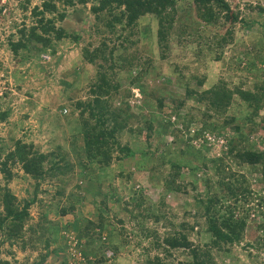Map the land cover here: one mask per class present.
<instances>
[{"label":"trees","instance_id":"trees-1","mask_svg":"<svg viewBox=\"0 0 264 264\" xmlns=\"http://www.w3.org/2000/svg\"><path fill=\"white\" fill-rule=\"evenodd\" d=\"M187 1L191 2V10L179 5L180 2ZM87 2H90L88 10L93 16L92 24L97 34V43L88 51L87 45L93 44L94 40L89 34L85 47L79 51V58L95 66L96 77L94 84L89 86L85 99L70 101L68 108L63 107L59 111L69 122L70 120L74 122L73 128L80 134L82 145L73 148L72 156L68 154L69 157H73L71 162L60 148L54 152L43 153L32 150V144L16 140L13 148L0 159L2 178L9 181L12 177L10 164L20 163L22 171L35 181L36 190L41 182L48 179L53 180L65 174L70 178L74 167L77 166L76 175L96 181L95 184L87 181V184L94 185L92 195L95 198L99 197L98 204L95 200L92 202L97 212L94 221L89 218L79 219L78 216L73 215L67 218V223L77 231L78 237L86 239L92 234H99L110 222V207L106 204L109 196L117 195V192L109 183L107 190L103 191L100 188L101 183L106 179L102 178L106 168L115 166L118 170L117 177L129 181L133 173L128 168L131 162L132 170L147 172V182L151 186H155L156 181L160 182L159 197L156 201L145 199L142 189H132L131 184L126 188L129 198L116 199L128 216L127 219L137 224L143 237L151 234L148 228L143 227L144 220L149 216L154 221H158L159 217L165 218L161 211L159 213L153 209L164 206L163 199L166 193L178 192L190 196L191 206L194 208L192 216L203 219L204 232L208 236L205 243L193 244L188 237L192 226L185 227L182 223L180 225L182 229L167 231L160 238L155 235L154 240L150 241V247H145L144 250L147 252L151 248L156 252L152 256L146 253L141 264H169L167 258L176 250L188 255V258L177 264H218L230 257L232 248L242 241V247L246 250L245 256L252 260L251 263L264 264V66L257 67V63L264 65V31L261 39H258L259 45L256 46L251 42L244 53L250 59L244 68L247 73L252 74L251 81L244 80L228 85L224 81L217 80L200 91H197L196 87L202 86L203 77L201 79L184 74V66L181 68L172 65V71L170 70L169 73L175 71V77L172 78L171 86L169 84L170 87L168 86L167 89L165 86L150 87L146 83H140L139 80L142 73L150 74L152 69L162 71L157 61L167 57L171 49V39H175L176 44H185L182 37L189 42L194 41V59L199 56L200 61H203L204 57L200 52L205 48L214 51L213 59L218 60L222 47L232 40V24L243 22L239 18V12L230 8L227 0H39L31 7H29L30 0H19L18 4L23 9L30 8L28 12L33 20L26 22L28 17L22 16L19 23L10 21L9 31L3 42L4 49L19 63L28 62V70L39 68L38 58L42 54H53L56 43L67 36L63 28L55 25L64 17L63 8L59 9V7L62 3L63 6L64 4L73 6L85 5ZM252 9L258 13L264 12L259 4ZM144 16L153 19V33L151 27L148 28L149 31L140 30V22ZM219 20L227 25L225 30L227 35H220L212 28ZM152 36L157 52L156 59L155 52L145 45V38L151 40ZM71 38L77 40L74 34ZM118 50L120 51L117 52ZM122 51L123 59H120L118 53ZM105 66L106 69L101 70ZM135 67H140L141 71L129 77L128 72ZM17 73L20 71L14 69L12 76L16 77ZM74 74H76L75 70ZM152 75L150 74V78ZM191 79L196 81L191 83ZM123 80L127 85L125 87L122 85ZM76 83H78L77 79H72L64 86H75ZM132 85L139 88L142 98L140 105L142 111L137 114L132 113L129 103L123 101L128 94L129 86ZM177 87H183L182 95L173 91ZM157 94L159 95L156 96ZM162 94L171 99L173 111L179 113V109L183 108V112L181 115L175 113L173 119L166 117L161 119L163 122H156L154 119L160 118L158 115L166 109ZM115 97L122 98L116 107L111 105ZM188 100L198 104L201 110L186 106ZM198 113L199 117L196 116ZM4 116L5 112H0V119ZM212 117H215L212 122L206 121ZM132 118L143 120L146 140L151 133H154L156 142L161 144L154 147L146 145L145 150L138 151H131L127 144L121 145L117 133L124 128L131 131L132 128L128 124L129 119ZM185 119L188 123L192 120L201 121L202 127L195 128L191 136L184 133L180 135L178 133L182 130L177 128L182 127L181 129L186 130L188 127L184 122ZM153 121L157 126H161L159 130H156ZM170 125H175V128H171ZM221 125L230 127L232 132L225 139V153L221 157L207 158L206 144L201 143L195 147L190 140H194L204 127L217 129ZM134 129L139 133L142 126ZM258 131L262 132L259 148L249 139L250 134ZM165 133L169 136V140L166 139L168 136L163 138ZM135 152L138 153L137 158H134ZM112 161L114 165H111ZM230 164L238 169L232 170ZM182 167L188 170L189 176L201 172L202 177L184 184L181 182ZM91 169H95L96 172L92 173ZM253 173L258 175L257 185L260 186V191L253 190L248 183V176ZM196 183L202 186L203 193L189 194L188 187L195 189ZM2 188L0 229L5 230L8 240L19 237L23 223L29 216L27 207L35 199L39 206L46 205L51 208L50 205L53 203L57 205L62 201L56 196L62 197L64 194L60 186L50 199L45 201L37 198L34 191L30 199H22V205H19L21 201L19 202L7 187ZM69 211H75L73 204L69 205V208L59 206L56 210L58 216H64ZM255 217L259 218L255 219ZM40 221L41 232L49 233L58 229L46 219L45 215ZM121 221L118 220L120 223ZM165 221L168 225H173L170 220ZM115 230L126 233L122 226ZM107 236L111 238L112 234ZM47 245L46 238L44 248ZM108 247L113 251L117 250L115 244ZM160 253L162 256L159 255ZM42 258L43 256L40 259ZM101 260V257H98L94 264H98Z\"/></svg>","mask_w":264,"mask_h":264},{"label":"rangeland","instance_id":"rangeland-1","mask_svg":"<svg viewBox=\"0 0 264 264\" xmlns=\"http://www.w3.org/2000/svg\"><path fill=\"white\" fill-rule=\"evenodd\" d=\"M38 2L39 0H30L29 7ZM227 2L230 4V8L236 9L239 12V18L243 22L232 24V40L222 47L218 60L213 59L214 51H209L205 48L200 52L203 54L204 60L200 61L199 56L197 59H194V41L189 42V40L182 37L185 44H176L175 39H171V49L168 51L167 57L164 60L157 61L162 71L158 72L152 69V73L150 72V74H153L152 78H150V74L141 72L140 83H146L148 86L155 88L165 86L167 89L169 84L171 86L170 82L173 80L172 78L175 77V71L169 73L170 70L172 71V65L181 68L184 66V74H190L197 78L201 77V79L203 77V84L196 87L197 91L205 89L217 80L224 81L228 85L237 84L244 80L251 81L252 74L247 73L244 68L246 62L250 59L244 53L251 42H254L256 46L259 45L258 39H261L264 31V24H262L264 12L258 13L252 8L259 4L264 10V0H227ZM18 3L19 0H0V41H2L0 44V112H5L4 118L0 119V159L13 148L14 142L19 140L21 143L32 144V150L43 153L54 152L57 148H60V151L65 153L66 157L73 162V157H69L68 154L72 156L73 148L82 145V138L75 131V128H73L72 123L74 122L72 120L69 122L59 111L63 107L68 108V104H71L70 101L85 99L88 95L89 86L94 84L93 81L96 77L95 66L79 58V51H82L85 47L89 34L92 35L91 39L93 38L94 40L93 44L87 45L88 51L97 43V34L94 32L92 24L93 16L88 10L90 2H87L85 5L74 4L73 6L65 4L63 6L62 3L59 9L63 8L64 17L60 21H55V25L63 28L67 32V36L56 43L53 54H42L38 58L39 68L32 71L28 70V62H24V64L19 63L4 49L3 42L9 31L8 26L10 25V21L19 23L22 16L28 17L26 18V22L33 20L28 12L30 8L23 9ZM179 5L191 10L190 1L180 2ZM225 25L222 20H219L212 28L218 31L220 35H227L225 32L227 25ZM149 27H151L153 33V19L150 16H144L140 22V30L147 31ZM140 30L138 29L139 32H141ZM72 34L77 36L76 41L71 38ZM145 40L147 48L155 52L154 57L156 59L157 52L154 45V37L152 36L151 40L148 38H145ZM117 44H119V41ZM118 54L120 59H123L124 52L122 51ZM263 66V64L257 63L258 68ZM14 69L20 71V73L16 74V77L12 76ZM105 69L106 66L101 70ZM74 70L76 74H74ZM138 71H141L140 67L130 69V72H128L129 77H133ZM72 79H77L78 83L75 86L65 87L64 84L70 83ZM195 81L196 79L190 80L191 83ZM122 85L124 87L127 86L124 80ZM148 89L147 87L146 90ZM173 91H177L180 95L184 92L183 87H177ZM140 94L139 88L132 85L129 86L128 94L123 98V101L129 103L132 113L137 114L142 111L140 107L142 102ZM163 96L162 94L161 97ZM121 97H115L111 105L114 107L119 105L122 100ZM163 100L166 103V109L158 115L160 118L154 119L156 122H163L161 119L166 117L170 119L171 116L174 117L175 113H177L175 112L176 110H172L170 98L165 95ZM152 102L154 103V101ZM185 104L186 106L201 110L200 106L192 100L186 101ZM182 112L183 108L179 109V113L177 114L181 115ZM196 116L199 117V113ZM214 119L215 117H212L206 121L212 122ZM155 121H153V125L156 130H159L161 126H157ZM174 122L176 125L175 120ZM184 122L188 126L192 125L197 129L202 127L201 121L192 120V122L188 123L185 119ZM128 125L132 130L128 131L124 128L121 132L117 133V138L121 145L127 144L131 151L145 150L146 145L154 147L161 144L160 142H156V135L154 133H151L150 137L146 140L142 119H129ZM175 125L170 126H172L171 128H175ZM137 126H142L139 133L134 129ZM181 128H177L182 130L178 133L180 135L184 133V135L188 134L191 136L194 132ZM205 133L207 135L210 133V137L213 139L210 141V144L205 145L207 147L206 157H221L226 150L225 139L232 133L230 127L223 125L217 129L204 127L203 131L196 136L200 138ZM261 134L262 132L258 131L249 135L250 141H253L254 145L258 148L261 147ZM167 136V133L163 134L164 139ZM166 139L169 140V136ZM190 143L195 147L199 146V144L195 145L192 140H190ZM115 154L116 152H114ZM137 157L138 153L135 152L134 158ZM111 165H114L113 161ZM128 168L133 171L129 181L117 177L118 170L115 169V166L106 168V172L103 174L104 177H102L106 179L105 181L102 178V180L100 179L103 181L100 188L105 191L110 184L116 188L117 192V195L109 196L106 204L110 207V222L99 234H92V236L85 239L78 237L77 231L67 223V218L73 215L75 217L78 216L77 218L79 219L89 218L92 221L96 219L97 212L92 202L95 200V203L98 204L99 197L95 198L92 195L94 185L88 186L87 184V181H91L94 184L96 181L76 175L75 172L78 169L75 166L70 178L69 175L65 174L57 177L58 179H48L41 182L35 190V181L22 171L20 163L10 164L12 177L9 181H5L0 173V194L2 193V187H7L19 202L22 199H30L34 191L37 198L47 201L60 186L63 188L64 194L62 197L56 196L62 199V201L57 205L53 203L50 205L51 208H48L46 205L39 206L35 199L27 207L29 216L23 223L19 237L8 240L5 230L0 229V264H37L38 262L40 264H94L98 257L102 259L98 264H141V261L146 257V253L148 256H152L156 252L151 248L147 252L144 250L145 247H150V241L154 240V236L156 235L160 238L167 231L182 229L180 227L182 223L185 224V227L192 226L188 237L193 244L205 243L208 240V236L204 232L203 219L192 216L194 208L191 206L192 200L190 196L179 192L166 193L164 195V206H157L153 211L156 210L159 213L161 211V214H164L165 218L159 217L158 221H154L149 216L147 220H144L143 227L148 228L151 234L148 237H143L137 224L127 219L128 216L120 207V202L116 199L129 198L126 188L130 187L131 184L132 189H142V195L145 199L156 201L159 197L160 182L156 181L155 186H151L147 182L148 174L145 170H132L131 162ZM230 168L232 170L238 169L231 164ZM91 171L92 173L96 172L95 169H91ZM180 171L182 175L181 182L184 184L200 176L202 177L201 172L192 175V177L189 176V172L185 167H182ZM257 176L255 173L248 176V183L253 190L260 191L261 188L257 185ZM189 188L188 193L191 195L197 192L203 193V188L199 183H196V190ZM71 204H73L75 211H69L64 216L57 215V207L64 206L65 208H69ZM19 205H22V201ZM1 213L2 210L0 208V215ZM44 215L46 219L50 220L51 224L57 226V230H52L49 233L45 231L41 232L40 225L42 222L40 220L44 218ZM258 218L255 217V219ZM119 219L122 220L121 223L118 222ZM165 220H170L173 225H168ZM119 226H122L126 230V233L117 232L115 228H119ZM108 234H112V237L108 238ZM46 238L48 239V245L44 248ZM112 244L117 246L116 251L108 247ZM242 244L243 241L235 245L232 248L231 256L218 264H252V260H249V257L245 256L246 250L242 247ZM104 246H107V248H104ZM159 255L162 256L161 253ZM41 256H43L42 259H40ZM185 258H188V255L182 253L180 250H176L172 251L167 261L169 264H177Z\"/></svg>","mask_w":264,"mask_h":264},{"label":"built area","instance_id":"built-area-1","mask_svg":"<svg viewBox=\"0 0 264 264\" xmlns=\"http://www.w3.org/2000/svg\"><path fill=\"white\" fill-rule=\"evenodd\" d=\"M210 133H209V135H207L206 133L205 134H202L201 136H200V138H195L194 140H192L193 141V143L195 144V145H200L201 143H205V144H210V141H212L213 139L210 137ZM213 137V136H212Z\"/></svg>","mask_w":264,"mask_h":264},{"label":"clouds","instance_id":"clouds-1","mask_svg":"<svg viewBox=\"0 0 264 264\" xmlns=\"http://www.w3.org/2000/svg\"><path fill=\"white\" fill-rule=\"evenodd\" d=\"M171 118L173 119V116H171ZM196 127H193L192 125H189L186 129V131H194ZM193 135V134H192Z\"/></svg>","mask_w":264,"mask_h":264}]
</instances>
